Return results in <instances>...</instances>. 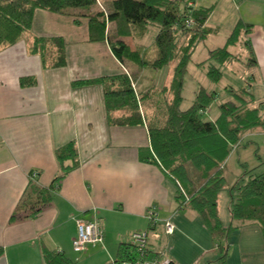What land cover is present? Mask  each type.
<instances>
[{
	"label": "crops",
	"instance_id": "0c3cea01",
	"mask_svg": "<svg viewBox=\"0 0 264 264\" xmlns=\"http://www.w3.org/2000/svg\"><path fill=\"white\" fill-rule=\"evenodd\" d=\"M192 3L211 7L205 22L211 34L203 43H215L211 48L201 43L197 47L205 55L223 46L237 22L251 25L237 44L246 49L249 45L254 54L255 63L248 68L249 87L264 117V0ZM31 19L25 36L0 49V264H42L41 247L62 254L71 264H112L120 257L116 255L119 243L129 244V234L141 231H145V249L167 257L172 264H216L217 240L198 213L187 204L180 206L174 182L154 164L139 159L149 150L145 126L110 124L100 85L78 83L125 72L106 42L87 39L84 19L74 24L71 17L44 10H35ZM33 36L64 40L65 63L42 65L37 54L28 52ZM140 41L125 39L131 49L150 48L140 46ZM236 45L229 50L242 58L234 50ZM150 73L158 75L154 83ZM170 74L171 68H144L132 83L133 91L166 86ZM22 78L32 82L20 85ZM120 114L115 110L109 116L113 119ZM70 142L77 165L52 183L50 203L33 216L7 221L30 179L28 173L34 171L31 180L36 186L47 187L58 172L53 151ZM148 210L156 215L154 222L148 223ZM217 212L221 223L229 226V211L227 219L220 215L218 205ZM84 219L97 220L103 240L72 252L75 221ZM165 219L174 226L168 235L161 226ZM227 241L225 264H264V243L256 223L234 228Z\"/></svg>",
	"mask_w": 264,
	"mask_h": 264
},
{
	"label": "trees",
	"instance_id": "16d2710c",
	"mask_svg": "<svg viewBox=\"0 0 264 264\" xmlns=\"http://www.w3.org/2000/svg\"><path fill=\"white\" fill-rule=\"evenodd\" d=\"M210 8L194 7L192 0H0V49L16 43L29 31L35 10L71 17L74 24L84 19L87 39L105 41L125 72L78 83L100 85L105 116L110 124L145 126L149 150L141 153L139 159L154 164L174 182L177 202L180 206L189 205L198 213L217 240L216 264H225L227 239L234 228L254 222L264 243V170L257 173L242 164L244 170L228 188L223 176L229 153L240 145L246 131L264 125V117L250 87L247 90L228 87L232 98L218 105L219 113L214 120L202 119L216 95L203 85L195 89L192 104L186 109L180 108L191 56L211 34L205 23ZM249 27L250 24L237 22L223 46L208 50L206 57L195 63L211 84L220 83L224 69L240 62L241 56L232 54L229 48L237 44L240 34L248 32ZM149 29L154 31L152 49L129 48L125 39L140 41ZM245 43L248 45L246 40ZM63 48L64 40L59 36H33L28 52L37 54L42 65L55 67L65 63ZM247 50L249 56L244 65L249 68L255 59L249 45ZM168 65H171V74L166 86L151 85L143 92L133 91L132 83L142 69L158 71ZM31 82V78L19 80L20 85ZM115 110L121 117L110 119L109 114ZM53 152L57 175L47 187H41L31 180L34 171L28 173L30 179L7 221L28 218L46 207L50 203L52 183L77 165L72 142ZM225 189L231 222L227 227L217 212L218 194ZM222 239L225 242H220ZM116 250L120 257L112 264L131 262L134 256L130 257V252L134 253L131 244L119 243ZM39 253L42 264H71L62 254L44 247ZM152 256L159 257V253Z\"/></svg>",
	"mask_w": 264,
	"mask_h": 264
},
{
	"label": "rangeland",
	"instance_id": "374dc122",
	"mask_svg": "<svg viewBox=\"0 0 264 264\" xmlns=\"http://www.w3.org/2000/svg\"><path fill=\"white\" fill-rule=\"evenodd\" d=\"M98 2L100 3V1ZM153 33L154 31H152V29L146 31V33L143 35V39H141L140 41V46L144 45L145 47H149L151 39L153 37ZM25 35L26 34H23V36ZM212 43L215 42H202L201 44H204L206 47L209 46L211 48ZM232 49L230 48V50ZM234 50L238 53H241L242 58L240 62L233 63L232 67L224 69L222 80L218 84H211L208 78H206V76L204 75V71L195 66L196 62L201 61V59L206 56L205 53L202 52L201 48L197 49L193 53L188 65V73L184 77V92L182 93L183 100L181 101L182 103L180 108H188L192 104V99L196 91L195 89H197L198 86L203 85L205 88H210L209 90H214L216 95L214 101L207 108V113L203 114L202 119H215V117L219 113L218 105L224 103L225 100H229L230 98H232L231 94L227 91L228 87H232L235 90L248 89L247 87H249L248 83H250L251 72L248 69V66L244 65L246 63V60L248 59V55L246 54L247 49L244 48L243 45L240 46L237 44ZM170 68L171 65H168L164 69V71L170 70ZM150 74L153 75L154 73ZM163 74L164 73H162V75ZM157 77L156 75H153V78H151L152 83L155 82ZM224 86L227 87L223 89ZM253 129L254 130L249 129V131H246L245 134H243L239 143L240 145H238L235 150H232L229 153L228 159L224 162L223 176L226 180L227 188L241 175L242 171L244 170L242 164H244L248 169L254 168V171L257 173L264 170V125ZM217 201L218 211L220 212V215L227 219V208L229 204L227 189L221 191L218 194Z\"/></svg>",
	"mask_w": 264,
	"mask_h": 264
},
{
	"label": "built area",
	"instance_id": "2783aa9c",
	"mask_svg": "<svg viewBox=\"0 0 264 264\" xmlns=\"http://www.w3.org/2000/svg\"><path fill=\"white\" fill-rule=\"evenodd\" d=\"M34 176V173L31 174ZM146 219L148 223L156 220V215L152 210H148L146 213ZM163 227V233L165 235L171 234L174 230V226L170 220H163L161 223ZM75 235L71 239V250L72 252H81L87 245H95L96 243L102 242V230L99 227L97 220L84 219L75 221ZM134 249V256L131 261L132 264H171V260L167 257H154L150 252L145 249L146 237L145 231L131 232L128 236ZM126 262H120L125 264Z\"/></svg>",
	"mask_w": 264,
	"mask_h": 264
}]
</instances>
